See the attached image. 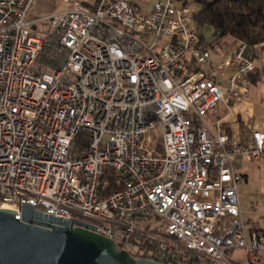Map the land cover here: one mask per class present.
Returning a JSON list of instances; mask_svg holds the SVG:
<instances>
[{"label":"built area","instance_id":"1","mask_svg":"<svg viewBox=\"0 0 264 264\" xmlns=\"http://www.w3.org/2000/svg\"><path fill=\"white\" fill-rule=\"evenodd\" d=\"M38 1L0 0V208L92 226L136 259L133 240L161 264H256L236 166L264 159V132L240 143L206 120L249 95L254 47L214 63L196 0H59L28 19Z\"/></svg>","mask_w":264,"mask_h":264},{"label":"water","instance_id":"2","mask_svg":"<svg viewBox=\"0 0 264 264\" xmlns=\"http://www.w3.org/2000/svg\"><path fill=\"white\" fill-rule=\"evenodd\" d=\"M47 221L28 205L23 207L22 222L15 212L0 208V264H161L120 251L92 226L78 221Z\"/></svg>","mask_w":264,"mask_h":264},{"label":"crops","instance_id":"3","mask_svg":"<svg viewBox=\"0 0 264 264\" xmlns=\"http://www.w3.org/2000/svg\"><path fill=\"white\" fill-rule=\"evenodd\" d=\"M205 30L210 31V38L205 35ZM206 42H212L214 30L206 27L203 30ZM236 40L222 42L218 51H214V63L227 55L233 54L238 48ZM257 54L255 60L256 70L249 76L251 87L247 97L240 98L229 107L219 105L210 112L206 118L207 123L216 128L220 125L238 142H249L254 130L264 132V44L255 46ZM223 86L228 84L219 79ZM237 172L243 181L239 186L240 201L243 218L250 229L264 231V159L247 163L239 161ZM238 259H243L242 253L235 254ZM256 264H264V255H261Z\"/></svg>","mask_w":264,"mask_h":264},{"label":"trees","instance_id":"4","mask_svg":"<svg viewBox=\"0 0 264 264\" xmlns=\"http://www.w3.org/2000/svg\"><path fill=\"white\" fill-rule=\"evenodd\" d=\"M212 1L210 5L196 3L200 8L193 19L199 32L209 27L218 32L221 39L231 38L249 47L264 44V0ZM105 182V194L119 188L113 180L106 179ZM133 243L140 246L146 259L153 247L147 241L133 240Z\"/></svg>","mask_w":264,"mask_h":264},{"label":"rangeland","instance_id":"5","mask_svg":"<svg viewBox=\"0 0 264 264\" xmlns=\"http://www.w3.org/2000/svg\"><path fill=\"white\" fill-rule=\"evenodd\" d=\"M89 1V0H86ZM195 9H197V12L199 11V5H195L194 6ZM70 7L67 6L66 4L62 3L59 0H47V1H38L33 8L31 9V11L29 12L27 18L31 19V20H36V19H40L42 17H46L52 13L61 11V10H67ZM205 35L207 38H210V31L209 30H205ZM228 41H232L231 38H225L222 40V42H228ZM153 137L155 138V135L152 134ZM148 228H154L156 226H159L158 222L155 220H148L147 222ZM141 229H145V227L141 226Z\"/></svg>","mask_w":264,"mask_h":264}]
</instances>
